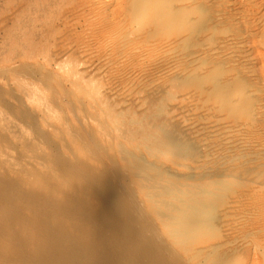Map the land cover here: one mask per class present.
I'll return each mask as SVG.
<instances>
[{"label": "rangeland", "instance_id": "obj_1", "mask_svg": "<svg viewBox=\"0 0 264 264\" xmlns=\"http://www.w3.org/2000/svg\"><path fill=\"white\" fill-rule=\"evenodd\" d=\"M153 1H158V5L154 6ZM259 18L264 21V0H0V184H3L0 186L5 188L6 182L8 186L17 182L15 186H19L23 197L27 191L43 193L47 198L50 196L57 206L81 192L77 196L81 199L80 195H83L82 199L86 201L90 199L91 205L96 207L100 201L97 203L95 189L90 186L105 173L111 184L114 182L113 185L117 186L119 182L118 185L126 191L136 185L135 191L131 192L133 195L137 193L134 196L136 201L139 199L137 204H140L141 211L140 214L134 213L138 217L132 218L135 222L130 234L142 238L137 240L139 243L143 239L146 243L149 240L156 247L160 242L159 248L163 249L167 238L166 222L157 213L170 212L164 211L161 202L178 203L182 190L211 184L214 179H209L206 174L214 167L212 164L217 158L215 166H225L232 155L238 157L245 153L238 148L235 149L238 152L233 151V147L230 150L228 146L231 134L240 133L241 137L236 135L243 137L239 124L244 120L241 99L245 93L246 61L254 55L251 44L263 25ZM248 30L253 33L254 40L247 34ZM194 78H204L207 83L195 86ZM256 82L255 94L259 93ZM221 87L228 90V96H219ZM234 88L243 90L237 101L233 100ZM157 140L168 142L158 148ZM172 143H183L184 146L178 148ZM190 145H196L199 157L193 160L180 158L181 151L186 150L184 147ZM130 152L145 158L140 160L147 162V170L141 167L139 170L135 165L136 159L127 158L126 154ZM82 165L86 170L93 169L86 171L80 168ZM125 166L128 168L124 170ZM75 167L76 170L80 168L77 172L84 176H80L82 179L93 173L90 178L86 177L89 182L81 180L77 172L72 173L71 169L75 170ZM158 167L162 170L159 171ZM185 168L192 172L188 173ZM111 171L114 175L108 173ZM159 173L163 177L158 176ZM166 173H169V178ZM170 173L176 177L171 179ZM144 174L153 180L145 183ZM178 175L181 179L177 178ZM176 178L180 181L176 182ZM171 184L176 188L175 198L158 196L159 186ZM68 185H71L70 189ZM249 186V190L259 194V185L253 183V187ZM72 191L77 194H72ZM240 191L238 188L233 196ZM16 200L18 197L14 205ZM19 201L22 208L27 206L24 200ZM18 203L17 207H20ZM127 206L124 210L130 211L129 215L133 214L134 211ZM2 207L0 216L8 208ZM27 207L23 213L28 218L33 211L30 208L28 211ZM61 216L53 217L60 218L67 226L74 221ZM254 217L247 212L245 215L240 213L224 223L223 230L230 228L231 232L239 225L233 235V239L237 234L240 237L234 239L238 248L250 246L255 238L261 240L262 236L259 237L260 233L251 225ZM144 225L145 229L152 226L150 231L154 229V234L152 231L149 234V229L142 230ZM17 226L15 224L14 228L20 229V225ZM139 234L143 235L140 237ZM262 254L264 248L260 256L256 255L255 259L254 256L252 259L245 257L239 264H248L252 262L250 259L253 264H264Z\"/></svg>", "mask_w": 264, "mask_h": 264}, {"label": "bare ground", "instance_id": "obj_2", "mask_svg": "<svg viewBox=\"0 0 264 264\" xmlns=\"http://www.w3.org/2000/svg\"><path fill=\"white\" fill-rule=\"evenodd\" d=\"M153 2H154L153 3L154 6L158 5V4H156L158 1H156V2L153 1ZM238 2H240V1H238ZM261 3H262V1H261ZM259 9H260V7H259ZM250 12H253V11H250ZM254 16H256V14H254ZM256 17H259V16H256ZM256 17H254V18H256ZM250 18L251 17H249V19ZM246 19H248V18H246ZM260 19L261 18H259V20ZM253 20L255 21V19H253ZM231 22H232V20H231ZM257 23H260V22H257ZM258 28H260V27H258ZM248 29H249V27H248ZM254 30L256 31V29H254ZM247 34L249 35L250 38H253V33H250L249 30H248ZM255 36L257 39L255 38L256 39L255 41H253V42L251 41L252 42L251 45H253L251 47H252V50L254 52L253 58L248 59L246 61L248 67L246 66L247 71H246L245 77H244L245 86H243L244 84L240 83L245 88V90H244L243 87L242 88L240 87L241 89H243L245 91V93H243V97H242V95H240L243 90L241 91L240 88H236V89L234 88L235 92H234L233 100L237 101L236 98L238 99V97L241 96L242 97L241 101H243L242 102V109L244 110V120H243V122H240L241 124H239V126L241 127L240 131H241L243 137H242V139L239 138L240 133L234 132L236 134H239V136L236 134H231V136L229 135L230 140H229V146H228L230 150H231V147H233V149H232L233 151L238 152V150H235L236 148H238L239 150L240 149L245 150V153H244V155L241 153L242 156L238 155V157H236L237 155L236 156L232 155L233 157H231V159L229 160L230 162L228 161L229 162V163L227 162L228 165H225V166L219 165V164H217L215 166V162H217L219 160L217 158L218 160L216 159L214 164H212V165H214V167L212 166L210 172H207V174H206V177H209V179L210 178L214 179L211 182V184L204 185V187L203 186H194V188H192L190 190H186V191L182 190L180 199L178 198L179 199L178 203H171L168 201H162L161 200L162 201L161 204L164 208V211L166 210V211L170 212L169 214L168 213L163 214L161 212L157 213V215L159 214V216L163 217V219H165L164 222H166V224L164 226V229L166 231V237H167L166 242L164 244L165 249L159 248L161 246L160 242H159V245H157L158 247L157 246L155 247V245L150 244L149 240L146 243L145 242L146 240L144 241V239H143L139 243L137 240H140L142 238L138 239V238H136V235L135 236L133 235L134 233L132 234L134 237L130 234V230L133 226V223L135 222V221L133 222L134 219H132V218H134V216H135L137 219V217H138L137 214L135 215L134 213L135 212L139 213L141 211L139 208L140 204L139 205L137 204V201L139 199L137 201L135 200L136 199L135 198L136 192H134L135 196L131 192L132 190H134L133 188L136 185H134L132 187H130L131 186L130 185L129 187L132 188V190L126 191L123 188H121L122 186L120 187L118 185L119 182L117 183V186L113 185L114 180L112 181L113 184H111V182H110L111 180H109L110 177H108V175H106L104 173V175H105L104 177L102 176L103 175L102 174L100 177H98V178L96 177L97 179L94 180V182L91 179L94 186L92 184H90V185H92V186H90L88 183V185L91 188L94 187L93 189H95L94 194H96V195H94V196H97V198H98L97 203L100 201V204L98 206L95 207V206L91 205V203L89 202L90 199H88L90 196H87L88 197L87 199L89 201H86V199L85 200L82 199L83 195H80V197H81V199H80L77 195L79 193L81 194V192H78V194H77L76 192H73L74 191L73 189H71V190H73L72 194L74 193L77 195H71L70 196V194L68 193L69 195H67V196H70L71 199L67 200L66 202H63V204L60 203V205L57 206V205H55L56 204L55 201L52 198H50V196L47 198V196H44L45 194H43V193H42V195L39 193H33L32 194V193H29L27 191L28 194L25 193L26 195H24V197H23L21 194H24V193L20 192L19 186L18 187L15 186V185H17V182H16L17 180L15 179L16 184L14 185L12 183L13 186L12 185L8 186V182H6L7 187L2 188V186H0L1 187V189H0V209L3 205H4L3 206L4 208L2 207L3 209H5V206L6 207L8 206V208H6L7 210L4 211V214L2 213V215L0 216V264H239L243 260V258H245V257L252 259L251 256H254L253 259H255L256 255L260 256L261 251L264 248V245H263V242H264V51H263V48H264L263 47L264 46V21H263L262 27L258 30V32L256 33ZM233 40H235V39H233ZM239 40H240V38H239ZM245 40H246V38H245ZM253 40H254V38H253ZM232 43H234V42H232ZM208 52L210 53L211 51H208ZM254 71L256 72V76H254V78H253L252 74ZM244 72H245V70H244ZM229 74L232 75L231 73H229ZM204 78L203 79L202 78H194L193 84L195 86H200L201 84H204L205 83ZM188 80H189V78H188ZM255 80H257L256 87L259 89V93H257V94H255V90H254ZM208 81H209V76H208ZM242 82H243V80H242ZM191 84H192V82H191ZM229 84H231V83H229ZM237 84H239V83H237ZM220 94L222 95V97L228 96V90L223 89V87H221L219 90V96H221ZM229 95L231 96V94H229ZM75 101H76V99H75ZM19 110H21V109H19ZM23 111H25V110H23ZM95 120H96V118H95ZM238 130H239V128L237 129V131ZM167 142H168L167 140H162V141L157 140L156 141L157 147L159 148V147L165 145ZM219 142H221V141H218V143ZM209 143H211V142H209ZM120 145H121V143H120ZM172 145L177 146L178 148H181L184 146L183 143H172ZM221 145L222 144H220V146ZM121 146H123V145H121ZM184 148L186 150H184L183 152L181 151V154L179 156L180 158L182 157L184 159L193 160V159L199 157V152H198L196 145H194V146L190 145V146L184 147ZM125 149L127 150V148L124 147V150ZM242 150H240V151H242ZM92 151H93V149H92ZM120 153H124V152H120ZM104 154L105 153H103L102 155H104ZM122 155H124V154H122ZM113 156H115V155H113ZM126 156H127V158L129 157V158L136 159L137 163L135 162L136 163L135 165L138 167L139 170H140L139 167H141L144 170H147V167L145 166V165H147L146 164L147 162L140 160V159H145V158H142V156H140L141 158H139V156L133 152L127 153ZM225 156H227V159L229 158L228 155H225ZM55 157H57V156H55ZM221 158H223V157H221ZM224 158H226V157H224ZM90 159H92V158H90ZM101 159L104 160L103 157ZM110 159L112 160V158H110ZM61 160H62V158H61ZM111 160H110V163H111ZM114 160H116V158ZM56 161H58V160H56ZM140 161L144 162V164H142V163L139 164ZM116 162H114L113 164H115ZM222 162L223 161H221V163ZM103 163L106 166L105 161ZM84 165H82V167H80V168L85 169ZM148 165H150V164L148 163ZM153 165H155V164H153ZM210 165H211V163L208 166L206 165L207 168L210 167ZM150 166L153 167L152 164ZM57 167H59V166L57 165ZM109 167H110V164H109ZM118 167L120 168V166H118ZM190 167H192V165ZM190 167L187 169H190ZM90 168H88V169H90ZM125 168L127 169L128 167L125 166L124 170H125ZM163 168L165 169L166 167H163ZM167 168L168 169H166V171L169 170V167H167ZM72 169H71V171H74V172H72L74 174H76L75 172H77L79 170V169L76 170V167H75V170H74V168H72ZM83 169H81V170H83ZM92 169L93 168H91L90 170H92ZM114 169H116V166ZM132 169H133V167H132ZM134 169H135V167H134ZM157 169H159V171L162 170V168L160 169L159 167ZM193 169H195V168H193ZM201 169H203V168H201ZM68 170L70 171V169H68ZM100 170H101V168H100ZM103 170L104 169L102 167L101 171H103ZM118 170H121V169H118ZM69 171L67 174H69ZM96 171H98V170H96ZM154 171L155 170H153V172ZM81 172L84 173V171H81ZM104 172H106V171H104ZM111 172H108V173H110L111 175L112 174L114 175L113 171H111ZM158 172L156 173V175L158 174ZM169 172H171V171H169ZM190 172H192V171H190ZM190 172L188 171V173H190ZM121 173H123V172H121ZM124 173H127V170ZM77 174H78V172H77ZM85 174H86V172H85ZM91 174L93 176V173H91ZM91 174L90 175L86 174V177L91 176ZM162 174L159 173L158 176L161 175L163 177ZM200 174L201 173H199V175ZM202 174L204 177V173H202ZM99 175H100V173L98 174V176ZM116 175H118L117 172H116ZM172 175L173 174H171L170 178L176 177L175 175H173V176ZM80 176H81V174L79 175V177ZM126 176H127V174H126ZM133 176L136 177L135 174ZM178 176H177V178L181 179L180 176L179 177ZM81 177L84 178V176H81ZM86 177H85V179L81 178V180H87ZM165 177H167V176H165ZM196 177H202V176H196ZM8 178H6V180ZM119 178L121 179V177H119ZM124 178L128 179V177L127 178L124 177ZM168 178H169V175H168ZM188 178H190L189 175H188ZM171 179H173V178H171ZM179 179H177L176 182H179L180 181ZM183 179H185V178H183ZM192 179L187 180V178H186L187 181H191ZM8 180H11V179H8ZM20 180H19V182H20ZM75 180H76V178H75ZM150 180H153V177H151L147 174H144L143 181H145V183H146V182H149ZM186 180H185V182H186ZM201 180H203V179H201ZM72 181L77 182L78 180L77 181L72 180ZM123 181H124V179H123ZM181 181L183 182V180H181ZM192 181H194V180H192ZM44 182L46 183V181H44ZM69 182L71 183V181H69ZM126 182H128V181H126ZM253 183L259 185V187H260L259 188L260 192L257 195H256V191H254L253 189L249 190V187H250L249 185H251V187H253L252 186ZM72 184H77V183H72ZM85 184H87V182ZM65 185H63V186H65ZM124 185H123V187H125ZM142 185L143 184H141V187L143 188ZM154 185H156V184H154ZM38 186H40V184ZM47 186L48 185L46 184V187ZM55 186H53V187H55ZM70 186L68 185L67 188H69ZM126 186H128V185H126ZM151 186H153V185H151ZM29 187H31V186L29 185ZM49 187H51V186H49ZM49 187H48V190L51 189ZM81 188H82V186H81ZM238 188L241 189L240 193L237 192L238 194L236 196H233V193L236 194L235 191ZM59 189H57V190H59ZM83 189H85V188H83ZM154 189H155V187H154ZM157 189H159V191L157 193L158 196L159 195L160 196L169 195V196H172L174 198L177 196L176 188L173 185L172 186L163 185V186H159ZM21 191H24V190H22V188H21ZM64 191L65 190H62V192H64ZM84 191H82V192H84ZM91 192L93 193V191H91ZM45 193H46V191H45ZM178 193H179V191H178ZM50 194H51V192H50ZM83 194L85 196V193H83ZM87 194H91V193H87ZM17 197H18V201H19L20 197H21L20 198L21 202L24 200L25 204L28 206V207L26 206L28 211H30L32 209L33 212L30 211V213H32V215L29 216L28 218L25 217V215L23 213V211L26 207L22 208L17 200H16L17 202L15 204L16 206L13 204L14 200ZM22 198H24V199H22ZM64 198H66V195ZM83 198H86V197H83ZM57 199H58V197H57ZM60 199L63 200L62 196L60 197ZM91 199H93V198H91ZM257 199H258V201L256 202ZM24 202H23V204H24ZM51 202H53L52 207H51ZM17 203L20 207H17ZM127 205L129 206L130 210L134 211L133 212L134 215L131 212L133 217L131 216V214L129 215L130 211L128 212L127 210H124L125 209L124 207ZM29 208H30V210H29ZM141 208H142V206H141ZM246 212L256 216L251 221L253 223L251 225L254 229H256V231H258L261 234V235L259 234V237L262 236V237H260L261 238L260 241H263V242H260L259 239L256 240V238L255 239L253 238L254 240H252L251 244L249 243L250 246L238 248L237 245H235L236 242H234V239H236L238 237V234H237V237L234 239H233V235H234V233H236L235 230L239 225L235 229H233V232L230 231V228L227 230H223V228H224L223 225L227 219H231L232 217H235V216L238 217L240 213H244V215H245ZM57 213H60L63 216H61ZM56 214H57V216H56ZM154 214H156V212ZM236 214H238V215H236ZM124 215H126V218L124 217ZM144 215H145V213H144ZM53 216H55V218L58 216H61V217L66 216V218L68 217L70 219H74V221L72 220V222H73L72 223L71 220L69 219L70 220L69 222H71L72 224L67 226L66 223H64L63 221H60V218H59V220L54 219ZM242 217L243 216H241V218ZM245 217L243 218L244 221H245ZM139 218H138V220H139ZM66 221L67 220H65V222ZM239 221H240V219H239ZM229 222H230V220H229ZM235 222H236V220H235ZM15 224H16V226H17V224L20 225V229H16V227L14 228ZM138 224H140V223L138 222ZM135 226H136V224H135ZM135 226H134V228H135ZM138 227L136 226V228H138ZM149 227L147 229H149ZM227 227H228V225H227ZM247 227H249V226H247ZM17 228H18V226H17ZM140 229H141V227H140ZM143 229H145V225H144V228H142V230ZM147 229H145V230H147ZM150 229H152V226ZM150 229H149V234L151 231L153 232L152 234H154V229L151 231H150ZM240 229L241 230L243 229L242 226ZM156 233H157V231H156ZM244 233H246V232H244ZM254 233H256V232H254ZM143 234H139L140 237ZM149 234H148V236H149ZM152 234L149 237H151ZM242 235L243 234H241L240 236H242ZM144 236H147V235L144 234ZM243 236H242V238H243ZM252 237L253 236H251V239H252ZM154 239H155V237H154ZM238 239H240V237H238ZM159 240H162V238L160 239V236H159ZM157 241H158V239H157ZM243 241L246 242V240H241V242H243ZM248 241L249 240L247 239V242ZM240 245H241V243H240ZM245 245H247V243ZM161 250H163V251H161ZM251 259H250V261L253 262V260H251ZM252 262H250V263L247 262V263L251 264Z\"/></svg>", "mask_w": 264, "mask_h": 264}]
</instances>
